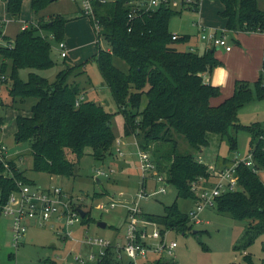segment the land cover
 I'll use <instances>...</instances> for the list:
<instances>
[{
	"label": "trees",
	"instance_id": "trees-1",
	"mask_svg": "<svg viewBox=\"0 0 264 264\" xmlns=\"http://www.w3.org/2000/svg\"><path fill=\"white\" fill-rule=\"evenodd\" d=\"M54 1L30 0L31 20L23 22L27 28H19L13 38L3 34L0 23V42L4 41L0 44V85H8V106L20 105L14 107L19 112L14 118L13 140L29 143L31 169L58 178H71L86 148H90L94 160H105L113 152L115 135L110 122L118 113L123 118V136L137 139L139 151L150 154L164 184L172 185L176 190V199L164 206L162 215L142 214V218L159 225L161 233L173 230L184 235L193 232L192 224L188 213L179 209L177 199L195 202L197 197L191 186L198 179L211 176L209 167L193 152H201L209 146L208 134L226 139L229 150L234 151L238 131L248 132L251 165L235 164L237 188L215 197L214 205L220 214L248 220L243 232V239L247 241L235 247L245 249L264 232V182L258 174L264 170V121L241 124L238 111L250 102L264 98V51L258 79L253 83L235 81L232 95L212 106L209 99L216 97L219 89L206 83L203 74H210L220 65L214 57L213 47L202 53L185 51L174 44H184L189 36L180 35L172 40L169 30L170 20L180 15L184 8L196 12L199 0L181 1L180 8L161 2L154 9L135 11L132 19L128 18V13L139 0L95 3L93 15L99 23L96 34L98 39L108 43L109 49L100 48L97 43L94 60L103 80L100 88L109 90L117 106L112 113L105 110L104 103L85 99L84 86L94 87L88 77L80 79L85 73L86 62L69 63L66 55L62 62L64 67L53 81L32 72L25 81L19 77L20 69L45 70L55 64L50 40L56 41L57 45L64 41L68 19L57 13L46 18L40 15ZM216 1L222 5L218 14L224 20V30L264 35V9L258 6L257 0ZM5 2L7 13L13 20H18L23 0ZM79 12L82 17H87L80 9ZM114 58L127 65L126 72L114 65ZM143 98L146 101L141 107ZM68 153L74 156L75 162L67 158ZM0 158L11 172L9 176L2 175L5 168L0 160L1 211L10 193L17 190V181L33 183L17 168L15 158L2 154ZM225 162L234 163L223 158L219 164ZM94 195L101 196V193ZM83 212L80 223L89 224L92 220L89 212ZM105 252L102 259L92 264H117L113 247H108ZM7 258L13 260L14 254L9 253ZM244 260L246 264H253L247 254ZM43 262L55 264L50 259ZM142 264L178 263L154 259Z\"/></svg>",
	"mask_w": 264,
	"mask_h": 264
},
{
	"label": "rangeland",
	"instance_id": "rangeland-1",
	"mask_svg": "<svg viewBox=\"0 0 264 264\" xmlns=\"http://www.w3.org/2000/svg\"><path fill=\"white\" fill-rule=\"evenodd\" d=\"M203 1L205 3L208 1L207 3L209 4L205 7L213 9V13H215L214 10L217 9V3L210 0H201V3ZM0 2L2 1L0 0ZM257 3L260 8L264 9V0H257ZM175 8L180 7L177 6ZM67 9L68 12L65 11L63 13V16L68 19L67 28L72 27L71 30L73 32V29H75L77 34L80 33L85 36L88 33V24L93 40L92 43L86 40L87 44L83 45L80 41V36L76 34V50L73 53H69L68 60L66 61L75 64L86 62L84 65L85 73L80 76V79L85 80L88 77L99 92L91 91L92 93H88L91 88L88 89V86L85 85L83 93L85 94V99L102 102L105 105V110L113 113L116 111L117 106L113 102L109 90L106 87L100 88L103 80L94 60L98 44L100 48L109 49L108 43L102 38L98 39L93 24L88 17H82L80 12L79 15L77 14V17H72V14L75 13L72 10H76V13H78L77 7L72 0H57V2L51 3L41 13H44V17L46 18V14H56ZM31 17L29 5L24 4L22 18L26 20ZM193 18H195V11L184 8L180 15L174 16L170 20L169 27L172 25L173 29L182 31L185 28V24L191 23V19ZM76 20L79 21L75 22ZM88 20L90 23H88ZM11 29H15L14 24L11 25ZM50 43L51 57L55 63L54 66L45 70L20 69L18 74L22 80L25 81L28 74L32 72L46 78L48 81H53L57 72L64 67L62 63L63 58L59 55L56 41L51 39ZM175 45L177 47L180 46L177 43ZM113 63L120 70L127 71V65L122 60L114 58ZM7 86V84L0 85V101L2 100L6 103V105H3L2 101L0 103V116L2 117V123L0 124V145L6 147L7 158L16 159L17 168L28 180L34 183V186L40 188L55 186L60 188L68 195V198L75 207L79 206V209L82 211L89 212L92 220L89 224H74L70 227L71 233L66 239L62 238L65 235L60 233L58 221H49L43 226H29L26 235L17 248L14 249L10 245L11 220L9 217L1 215L0 263L44 264L43 261L50 259L55 264H78L74 261L76 255L85 258L89 253L97 252L96 248H92L87 244V240L90 238L98 237L112 241L114 244L123 243L124 219L128 207L131 206V200L134 199L136 192L140 189L141 174L139 170L137 139L133 136H123L122 116L116 113L111 118L110 124L115 135L111 156L103 161H97L91 156L90 148H86L75 165L74 176L71 178H58L47 173L33 171L31 169L29 143L14 142V118L16 113L19 112L14 107L19 108L20 105L16 103L13 106H8L10 100L6 98ZM145 101V98H143L141 107L144 106ZM238 121L244 125H249L256 121L263 122L264 98L254 100L242 107L238 111ZM236 136L237 147L234 151L229 150L226 139L220 140L218 135L208 134L209 146L203 148L201 152H193V155L198 157L200 162L209 167L210 173L213 170V174L207 179L202 180L200 178L194 183L197 187L212 188L218 180L216 178L217 173L233 165L226 162L219 164L223 158L230 161H238L236 158L240 160L249 155L250 134L245 131H238ZM180 144L182 145L181 142ZM67 158L74 162L76 161L70 153L67 154ZM97 171H103L105 175H99ZM258 174L264 182V170ZM149 183V181L146 183L147 191H151L153 188V184ZM95 193H101V196L94 195ZM112 196L117 197V206L109 209L108 204ZM175 199V188L172 185H167L164 193L139 201V209L142 214L162 215L164 213V206L172 204ZM97 204H102L104 208L101 210L96 209L95 206ZM177 204L179 209L184 213H188L194 206V202L190 199H177ZM199 220V223L191 221V231H193L191 233L183 235L180 231H167L165 235L166 241H173L177 245L172 250L175 257L167 259V261H174L178 264H246L244 256L247 254L251 257L253 264H262L264 262V232L256 236L245 249H235L236 246L242 245L247 241L246 238L243 239V232L248 223L247 219H233L228 214L218 213L214 207H208L201 211ZM99 222H104L106 227L100 228L98 226ZM154 229L155 227L152 225H147L146 233L150 234ZM9 253L14 254L13 260H8L7 255Z\"/></svg>",
	"mask_w": 264,
	"mask_h": 264
},
{
	"label": "built area",
	"instance_id": "built-area-1",
	"mask_svg": "<svg viewBox=\"0 0 264 264\" xmlns=\"http://www.w3.org/2000/svg\"><path fill=\"white\" fill-rule=\"evenodd\" d=\"M79 9L92 21L93 28L96 32L99 30V23L93 15V5L95 3H106L110 0H72ZM181 1L190 3L192 0H139L133 4L128 18L132 19L135 11H148L156 8L161 2H166L169 6L175 8L180 6ZM132 5V3H130ZM198 31V36L201 40L210 41L214 46L222 47L226 51L231 49V45L228 43L226 36L215 30H210L206 26L202 25L199 21L195 24ZM27 28L26 25H21L20 29ZM178 38V35L172 34V40ZM60 57L67 55L68 49L64 41L59 42L57 45ZM82 98V97H81ZM6 147L0 145V154L7 157ZM4 164V172L2 175H11L10 169L6 162L0 158ZM234 160V159H233ZM234 160V163L229 168H224L223 171L217 173L218 178L216 184L212 188H199L197 185H193L192 190L195 191L196 200L194 206L188 212L190 221L199 223V216L202 210L208 207H214L215 197L221 195L227 191H234L237 188V178L234 175V167L238 162H244L247 166L251 165L250 154L244 159ZM139 170L141 174L140 189L136 192L135 197L131 200V206L127 209L125 216V230L123 243H113L112 241L101 239L98 237L90 238L87 240V244L96 248L97 252L89 253L85 258L80 255L74 257V261L78 264H92L102 259L105 255V249L113 247L115 251V258L118 261L117 264H142L146 261H152L154 259H173L175 256L172 250L177 246L175 242H167L165 235L167 231L161 233V227L156 223L147 221L142 218V213L139 209V201L148 197L162 194L165 192L167 185L164 184L163 177L157 172L152 158L148 152L139 151L138 154ZM99 175H105L103 171H97ZM213 170L211 171V175ZM205 180V179H202ZM153 184V188L150 191L146 189V183ZM149 183V184H150ZM159 183V184H158ZM158 184V185H157ZM17 190L10 193L7 201L2 205L0 214L10 218L11 226V247L16 249L19 243L26 235L30 222H35L39 226L46 225L49 221H58V227L60 233L64 234L63 239H66L70 233V227L76 223H80L81 216L72 201L68 198V195L58 187H50L42 189L34 185H28L23 182H16ZM1 199V195H0ZM117 206V197H110L108 204L109 209H113ZM96 209H103L102 204H97ZM152 225L155 227L150 234L146 233V226ZM160 228V229H159ZM65 237V238H64Z\"/></svg>",
	"mask_w": 264,
	"mask_h": 264
},
{
	"label": "crops",
	"instance_id": "crops-1",
	"mask_svg": "<svg viewBox=\"0 0 264 264\" xmlns=\"http://www.w3.org/2000/svg\"><path fill=\"white\" fill-rule=\"evenodd\" d=\"M1 1L2 2H0V23L3 25V34L8 38H13L15 34L19 31L20 26L23 25L22 23L31 20V18H27L26 20L25 18H22L23 6L24 4H28L30 7V0H23L21 14L18 20H13L10 17L6 10L5 0ZM210 1L217 3V9L214 10L215 13H213V9L205 7L207 4H209L207 3L208 1L206 3L205 1L201 3V0H199L198 10L195 12V18L191 19V23L185 24V28L182 31L173 29L172 25L169 27V30L171 34H176L178 36H189V39L184 44L179 46L180 49H183L185 51H194L202 53L205 50L211 49L213 47L214 57L219 61L220 65L215 67L210 74H203V79L206 83H210L211 85L218 87L219 94L216 97H211L209 99L210 105L217 106L226 98L232 95L235 81L244 80L249 83H253L258 79L261 73V66L263 61L264 35L259 32H227L226 30H224V20L218 14V12L222 9L221 3L216 0ZM54 2H57V0H55ZM214 3L212 4L214 5ZM75 5L77 7L78 13H76V10H72L75 12L74 14H72V17H77L79 15V7L77 6V4ZM62 11L63 12H58L57 14L63 15L65 11L68 12V9ZM49 14H46V17H48ZM40 15L44 17V13H41ZM78 21L79 20H76L75 22ZM198 21L210 30H215L216 32L223 31V35L226 36L228 43L231 45V49L229 51H226L222 47L214 46L210 41L201 40L198 36L196 26L193 25L194 23L196 24ZM88 23H90L89 20ZM12 24H14L15 26V29L13 30L11 29ZM67 26L68 23L65 24L64 41L67 45L68 57L69 53H73L76 50L77 45L75 42V38L77 31L73 29V32L71 30L72 27L67 28ZM87 28L88 33L85 36L80 33L77 34V36H80V41L81 43H83V45H86L87 42L92 43L93 40L92 35H90V28L88 27V24ZM2 42L3 41H1L0 44H3ZM78 46L81 47L80 44H78ZM91 91L96 93L99 92V90H97L95 87H93V90L91 89L88 93H92ZM56 179L58 180V178ZM50 187H45L42 189ZM34 225L38 224L35 222H30L29 226L31 227Z\"/></svg>",
	"mask_w": 264,
	"mask_h": 264
},
{
	"label": "water",
	"instance_id": "water-1",
	"mask_svg": "<svg viewBox=\"0 0 264 264\" xmlns=\"http://www.w3.org/2000/svg\"><path fill=\"white\" fill-rule=\"evenodd\" d=\"M78 212H79V214H80L81 217L84 216V212H83L81 209H78ZM0 216H1V214H0ZM98 226H99L100 228H105V227H106V224H105L104 222H99V223H98Z\"/></svg>",
	"mask_w": 264,
	"mask_h": 264
}]
</instances>
